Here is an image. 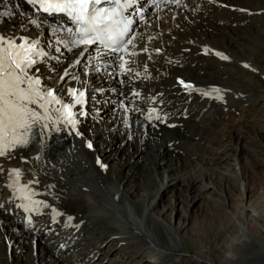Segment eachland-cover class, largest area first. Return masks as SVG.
<instances>
[{
    "label": "bare ground",
    "instance_id": "6f19581e",
    "mask_svg": "<svg viewBox=\"0 0 264 264\" xmlns=\"http://www.w3.org/2000/svg\"><path fill=\"white\" fill-rule=\"evenodd\" d=\"M139 1L147 19L126 40L124 57L95 61L96 54L65 52L66 39L51 35L61 20H37L23 5L14 8L19 0H0V37L35 45L37 65L26 71L40 80L42 93L51 89L69 104L75 121L61 130L51 104L49 118L25 134L26 144L0 134V264H44L49 243L47 264L221 262L208 253V238L191 234L198 227L187 228L217 200V188L227 187L229 198L237 191L239 207L246 196L244 169L252 168L246 145L258 121L222 133L216 127L230 122L238 103L264 106V96L244 94L247 82L233 65L264 78V0H173L159 9ZM214 76L216 82H206ZM192 95L197 98L187 101ZM28 107L43 116L36 104ZM169 139L174 142L165 143ZM154 148L153 157H145ZM23 194L29 198L18 197ZM250 205L240 211L248 212L261 238L249 234L247 220L235 219L244 250L231 252L235 239H228L222 264H251L264 254V209Z\"/></svg>",
    "mask_w": 264,
    "mask_h": 264
},
{
    "label": "rangeland",
    "instance_id": "374dc122",
    "mask_svg": "<svg viewBox=\"0 0 264 264\" xmlns=\"http://www.w3.org/2000/svg\"><path fill=\"white\" fill-rule=\"evenodd\" d=\"M262 18L264 19V14H263ZM242 27L244 28L245 26L243 25ZM255 32H256L257 37L259 38V35L257 34L258 33L257 30H255ZM233 65H234V71H235L234 75L239 76L241 79H243L247 82V84H245V86L241 89L244 92V94L249 95L250 97L253 98V100L259 99L260 96H264V78L261 76H258V75H251V73L248 71L241 72V71L237 70V69H239V65H237V64H233ZM211 77H213V76H211ZM214 77H215L214 80L210 79V80H207L206 82H208V81L209 82H213V81L216 82L217 81L216 79H218V76H214ZM220 78H222V76ZM222 79L226 80V79H228V76L225 75V76H223ZM196 98H197V96L192 95V96H189L187 98V101L194 100ZM202 100H203L202 98H201V100H200V98H198L195 101L196 105L198 106V102L202 101ZM204 100H207V99H204ZM257 104L258 103H256L255 105H251V104L249 105V103L246 104L244 102H242L241 104L238 103V105H240L241 107L237 106L236 108L233 109L234 111L232 110V114H231L232 117L230 118V120H228L230 122H228V123L222 122L219 125H217V127H216V131H218L219 133H222L229 128V125H233V124L236 125L237 124L236 126H240V125L246 124L247 121H249V119H250V121L255 120V119L258 121L256 132L251 135V137H252V138H250L251 141L249 140L248 144L246 145L248 148L246 149L247 152L245 153V155H246L247 159H249V161L252 163V168L244 169L245 176L248 178V179H246L247 183L244 185V187H246V188L243 187L245 190V195H246V196H244V201L242 202L241 206L239 207L238 206L239 202L235 201L237 199V197L239 196V193L237 191H234V189H233V192H232L233 196H231V198H229L228 195L230 194V192H228V190L226 189L227 187H225V189L217 188L216 191H217L218 196L217 195L214 196V198H216L217 200H215V202H213L214 204L212 203L210 205L208 204V206L207 205L204 206L205 212L203 211L201 215H198V216L193 215L191 217L190 226L187 228L189 230V233H191L192 232L191 224L193 223L194 227H198V228H196L197 229V232H195L196 235H194L193 232L191 234L193 236L198 237L199 240H202L204 237L209 239L210 251L208 253L210 254L211 257L215 258L216 262L221 261L219 264H222L223 252L225 251L224 247H225V243L228 239L232 238L231 240L235 239L234 242L236 241L235 244L233 242L234 246L232 245L231 252L240 253L244 250V248L241 245H239L240 243H237V242H239L237 240L239 239L240 236H239V234L236 230V227H235V219L239 220L241 218L239 221L244 222L245 220L248 219L249 215H248V212H244V214H242L240 209L242 210V207L247 208L250 204H252V206H254L256 209L259 206H260L259 208L264 209V197L259 198V196H258L259 199L257 198V195L260 192H264V108H263L264 106L257 105ZM201 111H199V112H201ZM204 113L205 112H202V114H200V116H202ZM218 116H219V118L221 117V115H218ZM160 125H161L160 127H162L163 122H160ZM237 129L239 130V128H237ZM162 132H165V131H162ZM166 134H169V136H171V134L169 132H166ZM242 134H243V132L240 131L238 135L241 136ZM173 142H174L173 139H169V140L165 141V143H173ZM224 142H225L224 140H221L220 143H224ZM251 147H252V149H251ZM251 151H254V152H251ZM155 152H156V149L154 148V150H150L149 153L147 155H145V157L152 158ZM127 189H129V188H127ZM120 190H121V188H120ZM218 192H220V193L223 192V195L222 196L219 195ZM121 199L125 201V198H121ZM169 201H170V194L166 197L164 204L169 203ZM253 202H254V204H253ZM247 203H249V205ZM255 203H257V204H255ZM127 204H128V202H127ZM164 204H162V205H164ZM243 204H244V206H243ZM237 206L239 208H237ZM224 207H226V208H224ZM229 207L232 209H234V208L235 209L234 210L231 209L232 210L231 211ZM225 211H226L228 216L224 215ZM237 211H240V212H237ZM239 213H241L242 215ZM230 214H233V215L229 216ZM236 214L239 216V218L236 217L237 216ZM241 216L244 218H242ZM230 219H232V220H230ZM248 220L245 221L244 223H246V224L250 223V224L246 225V228L248 229V232H249V229H251L250 230L251 232H249V234H251L255 238L258 235V234L255 235L256 232L254 231V229L256 230V227H254V225L251 223V221H248ZM233 223H234V225H233ZM226 226H228V227L226 228ZM30 228H27V229H30ZM213 235H214V237H212ZM88 238H89V236L86 237V239H88ZM260 238L261 237L259 235H258V237H256V239H260ZM50 245L51 244L49 243L48 249H45L43 251L44 256H43L42 263L44 262V264H47L48 259L51 256V254L49 252V249L51 248ZM185 250H188L190 253L193 252L192 248L189 246L186 247ZM108 262L109 261L104 260V264H107ZM250 262H251V264H264V254L260 257H257L256 259L252 258Z\"/></svg>",
    "mask_w": 264,
    "mask_h": 264
},
{
    "label": "snow or ice",
    "instance_id": "6c2138e0",
    "mask_svg": "<svg viewBox=\"0 0 264 264\" xmlns=\"http://www.w3.org/2000/svg\"><path fill=\"white\" fill-rule=\"evenodd\" d=\"M39 2L45 11L64 12L74 21L87 25L80 29L85 35L77 44L93 43V39L86 38V34L95 30L92 25L101 23L102 17L108 19L111 16V13L104 14L102 10L92 8V5L100 3V0H39ZM95 39H99V36ZM34 47L35 45L25 47L24 44L17 46L13 41H5L0 37V134L5 139L10 136L11 144H26L25 133L31 130L33 124L49 118L47 105L53 101L61 104L51 89L42 93L38 88L40 80L33 78L26 71L35 62L30 55ZM25 84L26 88L21 87ZM29 104H36L43 109V116L30 109ZM63 110L67 114L68 122L75 124L71 119L69 106L63 105ZM44 127H47V124ZM16 175H19L18 171Z\"/></svg>",
    "mask_w": 264,
    "mask_h": 264
},
{
    "label": "water",
    "instance_id": "95a60500",
    "mask_svg": "<svg viewBox=\"0 0 264 264\" xmlns=\"http://www.w3.org/2000/svg\"><path fill=\"white\" fill-rule=\"evenodd\" d=\"M263 242H264V237H263Z\"/></svg>",
    "mask_w": 264,
    "mask_h": 264
}]
</instances>
